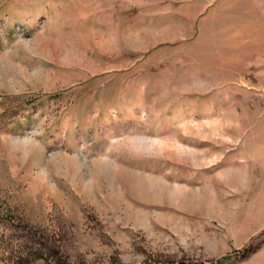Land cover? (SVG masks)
I'll return each mask as SVG.
<instances>
[{
	"label": "rangeland",
	"instance_id": "1",
	"mask_svg": "<svg viewBox=\"0 0 264 264\" xmlns=\"http://www.w3.org/2000/svg\"><path fill=\"white\" fill-rule=\"evenodd\" d=\"M0 264H264V0H0Z\"/></svg>",
	"mask_w": 264,
	"mask_h": 264
}]
</instances>
